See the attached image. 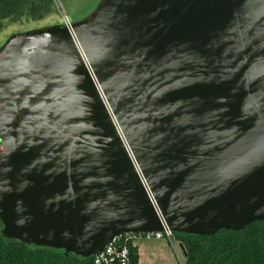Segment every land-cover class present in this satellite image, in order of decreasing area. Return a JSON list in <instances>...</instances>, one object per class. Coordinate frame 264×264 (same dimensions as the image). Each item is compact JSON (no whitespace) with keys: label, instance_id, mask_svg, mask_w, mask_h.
<instances>
[{"label":"water","instance_id":"water-1","mask_svg":"<svg viewBox=\"0 0 264 264\" xmlns=\"http://www.w3.org/2000/svg\"><path fill=\"white\" fill-rule=\"evenodd\" d=\"M0 47V234L81 258L124 233L264 221V0H101ZM180 251L181 245H178Z\"/></svg>","mask_w":264,"mask_h":264},{"label":"trees","instance_id":"trees-1","mask_svg":"<svg viewBox=\"0 0 264 264\" xmlns=\"http://www.w3.org/2000/svg\"><path fill=\"white\" fill-rule=\"evenodd\" d=\"M53 0H0V30L4 21L24 23L49 16ZM1 228V222H0ZM143 234H141L142 236ZM181 245L184 264H264V221H255L241 230L221 229L212 235L173 232ZM127 238L128 264H138V249ZM0 264H93L62 250L25 244L0 234ZM180 264V263H176Z\"/></svg>","mask_w":264,"mask_h":264},{"label":"built area","instance_id":"built-area-1","mask_svg":"<svg viewBox=\"0 0 264 264\" xmlns=\"http://www.w3.org/2000/svg\"><path fill=\"white\" fill-rule=\"evenodd\" d=\"M53 1L55 3L56 0H53ZM61 25L65 26L67 28V30L70 32V34L73 38L74 44H75L76 48L78 49L79 56H80L84 66H85V68L89 74V77H90V79H91L102 103H103V106L105 107L106 111L109 114L110 119L112 120L113 126L115 127V129L118 132L120 140H121L123 146L125 147L126 152L129 156L130 160L133 163L135 172H136L141 184L145 188L147 194L149 195L153 206L157 210V205H156L155 201L153 200V198L149 192L147 183H146V181H145V179H144V177L140 171V168L137 165V163H136V161H135V159H134V157H133V155H132V153H131L128 145H127V142H126L124 136L122 135V132L119 128V125H118V123H117V121H116V119L112 113V110H111V108L107 102V99L104 96V93H103V91H102V89H101V87L97 81V78H96L88 60L86 59L85 54L83 53L82 49L80 48V45H79V43L75 37L74 31L72 28V23L68 20V18L65 16V14H62V24ZM157 213L160 216V213L158 210H157ZM161 227H162V230H160V231L152 232V233H145L142 236L152 237V238H156V239H159L162 237L166 238L167 241H169V243L172 245L175 252L179 253V255H180L179 263L184 264L183 260H182V254H181L180 248L174 240L173 232L167 228V226L165 225V223L162 219H161ZM129 236H131L132 240L134 241V239L137 236H141V234L135 235V234H131V233H124L122 235H119V236L113 238V240L110 243L106 244L100 252L91 256L93 264H128L129 257H128L127 238ZM132 244H133V242H132Z\"/></svg>","mask_w":264,"mask_h":264},{"label":"rangeland","instance_id":"rangeland-1","mask_svg":"<svg viewBox=\"0 0 264 264\" xmlns=\"http://www.w3.org/2000/svg\"><path fill=\"white\" fill-rule=\"evenodd\" d=\"M100 1L101 0H56L54 3V11L47 17L35 21L24 22L21 24L4 21L3 28L0 30V47L14 33L38 29L51 25H61L62 14H65V16L71 23L80 21L89 16L97 7ZM137 238L139 246L146 248L150 252H153L152 255H168L172 252L174 258L172 245L169 246L168 250L167 248L161 246V243H163L164 241H159L158 239L145 236H138ZM175 255H177L176 258H179L180 260L179 253L176 252Z\"/></svg>","mask_w":264,"mask_h":264},{"label":"crops","instance_id":"crops-1","mask_svg":"<svg viewBox=\"0 0 264 264\" xmlns=\"http://www.w3.org/2000/svg\"><path fill=\"white\" fill-rule=\"evenodd\" d=\"M137 237L134 239L133 244L136 245L138 249V264H169V263L176 264L177 262H179V258L178 259L176 258L177 255H175L176 252L173 249V247H172V251L174 252L175 259L173 258L172 252L168 255H157V254L152 255L153 252H150L146 248L139 246L137 242L138 240ZM158 240L164 241L163 243H161V246L169 250V246H171V244L169 243V241H167L166 238L162 237L159 238Z\"/></svg>","mask_w":264,"mask_h":264}]
</instances>
